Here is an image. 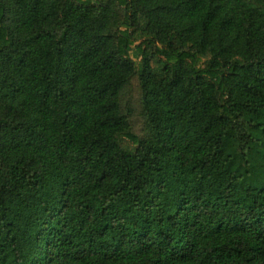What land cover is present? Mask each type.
<instances>
[{
	"label": "trees",
	"instance_id": "1",
	"mask_svg": "<svg viewBox=\"0 0 264 264\" xmlns=\"http://www.w3.org/2000/svg\"><path fill=\"white\" fill-rule=\"evenodd\" d=\"M0 264H264V0H0Z\"/></svg>",
	"mask_w": 264,
	"mask_h": 264
},
{
	"label": "rangeland",
	"instance_id": "2",
	"mask_svg": "<svg viewBox=\"0 0 264 264\" xmlns=\"http://www.w3.org/2000/svg\"><path fill=\"white\" fill-rule=\"evenodd\" d=\"M131 55L138 61L142 59L136 49L132 51ZM207 59L208 58H203L201 65L204 66ZM122 107L124 111L130 115L135 134L142 136L144 134V119L142 116V88L139 75L133 78L131 84L124 91ZM122 143L127 148H134V144L128 138H123Z\"/></svg>",
	"mask_w": 264,
	"mask_h": 264
}]
</instances>
